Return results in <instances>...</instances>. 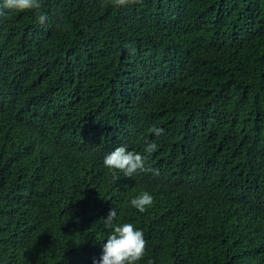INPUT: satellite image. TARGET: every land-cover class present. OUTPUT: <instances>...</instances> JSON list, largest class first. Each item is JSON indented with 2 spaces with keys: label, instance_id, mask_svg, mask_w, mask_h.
I'll use <instances>...</instances> for the list:
<instances>
[{
  "label": "trees",
  "instance_id": "16d2710c",
  "mask_svg": "<svg viewBox=\"0 0 264 264\" xmlns=\"http://www.w3.org/2000/svg\"><path fill=\"white\" fill-rule=\"evenodd\" d=\"M41 3L0 9V264H93L113 207L138 264H264V0Z\"/></svg>",
  "mask_w": 264,
  "mask_h": 264
},
{
  "label": "clouds",
  "instance_id": "9594fccd",
  "mask_svg": "<svg viewBox=\"0 0 264 264\" xmlns=\"http://www.w3.org/2000/svg\"><path fill=\"white\" fill-rule=\"evenodd\" d=\"M139 0H111L114 6H126L138 3ZM0 9H8L15 12H33L37 23H43L46 16L42 12L41 0H0ZM148 132L160 136L163 129L152 126ZM143 153L128 150L126 145L118 146L103 157V165L112 171V179L115 182L123 173L124 177H133L140 173L150 171L146 166L151 154L158 145L155 142L144 140ZM153 203V196L148 192H142L139 196L130 200V204L138 212L143 213ZM103 225L109 229L106 243L103 244L102 255L93 264H138L146 253L147 241L141 229L134 227L132 223L120 222L116 208H112Z\"/></svg>",
  "mask_w": 264,
  "mask_h": 264
}]
</instances>
